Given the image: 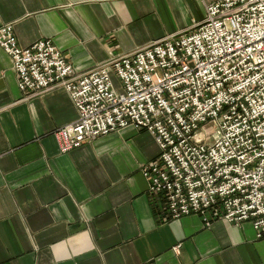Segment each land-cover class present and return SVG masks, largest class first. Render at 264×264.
Returning <instances> with one entry per match:
<instances>
[{
    "label": "crops",
    "instance_id": "obj_1",
    "mask_svg": "<svg viewBox=\"0 0 264 264\" xmlns=\"http://www.w3.org/2000/svg\"><path fill=\"white\" fill-rule=\"evenodd\" d=\"M213 1L0 0V28L24 49L51 41L84 75L193 30ZM79 117L63 89L26 99L0 47V264H264L251 222L162 220L141 172L160 154L151 133L129 127L61 154L54 132Z\"/></svg>",
    "mask_w": 264,
    "mask_h": 264
},
{
    "label": "built area",
    "instance_id": "obj_2",
    "mask_svg": "<svg viewBox=\"0 0 264 264\" xmlns=\"http://www.w3.org/2000/svg\"><path fill=\"white\" fill-rule=\"evenodd\" d=\"M0 47L26 99L70 95L80 117L54 132L61 154L147 131L160 154L141 172L162 220L251 222L264 238V0H214L193 30L84 75L49 40L21 48L12 25L0 28Z\"/></svg>",
    "mask_w": 264,
    "mask_h": 264
},
{
    "label": "rangeland",
    "instance_id": "obj_3",
    "mask_svg": "<svg viewBox=\"0 0 264 264\" xmlns=\"http://www.w3.org/2000/svg\"><path fill=\"white\" fill-rule=\"evenodd\" d=\"M264 239V238H263Z\"/></svg>",
    "mask_w": 264,
    "mask_h": 264
}]
</instances>
